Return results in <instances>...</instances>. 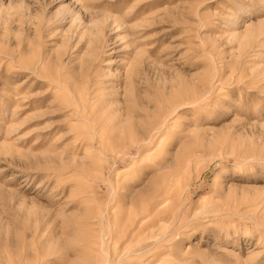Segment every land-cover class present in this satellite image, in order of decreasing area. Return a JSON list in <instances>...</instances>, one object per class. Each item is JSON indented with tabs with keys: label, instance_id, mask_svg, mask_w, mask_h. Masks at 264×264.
I'll return each instance as SVG.
<instances>
[{
	"label": "rangeland",
	"instance_id": "obj_1",
	"mask_svg": "<svg viewBox=\"0 0 264 264\" xmlns=\"http://www.w3.org/2000/svg\"><path fill=\"white\" fill-rule=\"evenodd\" d=\"M0 264H264V0H0Z\"/></svg>",
	"mask_w": 264,
	"mask_h": 264
},
{
	"label": "bare ground",
	"instance_id": "obj_2",
	"mask_svg": "<svg viewBox=\"0 0 264 264\" xmlns=\"http://www.w3.org/2000/svg\"><path fill=\"white\" fill-rule=\"evenodd\" d=\"M84 103H86V101L85 100H83V99H81ZM80 104H81V107L83 108V109H85V108H87V107H89V106H87V105H84V104H82V102H80ZM87 104V103H86Z\"/></svg>",
	"mask_w": 264,
	"mask_h": 264
}]
</instances>
